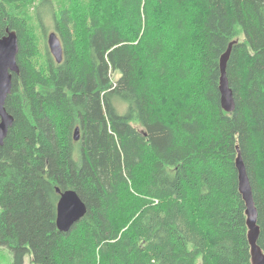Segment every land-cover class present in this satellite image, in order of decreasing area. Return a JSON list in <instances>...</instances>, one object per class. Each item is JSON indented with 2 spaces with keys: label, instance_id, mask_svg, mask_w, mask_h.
Masks as SVG:
<instances>
[{
  "label": "trees",
  "instance_id": "obj_1",
  "mask_svg": "<svg viewBox=\"0 0 264 264\" xmlns=\"http://www.w3.org/2000/svg\"><path fill=\"white\" fill-rule=\"evenodd\" d=\"M31 6L44 33L49 8L60 62ZM7 30L0 247L15 264H251L238 152L264 253V0H0ZM56 187L87 208L67 232Z\"/></svg>",
  "mask_w": 264,
  "mask_h": 264
},
{
  "label": "water",
  "instance_id": "obj_2",
  "mask_svg": "<svg viewBox=\"0 0 264 264\" xmlns=\"http://www.w3.org/2000/svg\"><path fill=\"white\" fill-rule=\"evenodd\" d=\"M46 42L51 55L57 62L62 60V44L59 36L55 31H51L46 36ZM232 43L230 42L219 60L220 67V102L222 107L230 112L233 110L235 103L232 90L228 85L226 75L227 61L229 59ZM19 50L18 37L14 30H7V33L0 37V146L12 126L13 117L5 108V101L12 87V73L18 70L16 56ZM79 127L73 130V139L79 140ZM235 167L238 173V190L245 204L247 238L250 245L251 264H264V253L257 244L260 233L257 224V209L253 200L251 184L241 158L238 152L235 158ZM59 195L56 204V226L58 230L67 232L71 226L82 218L86 213V205L79 197L77 192L72 189L61 190L55 188Z\"/></svg>",
  "mask_w": 264,
  "mask_h": 264
},
{
  "label": "rangeland",
  "instance_id": "obj_3",
  "mask_svg": "<svg viewBox=\"0 0 264 264\" xmlns=\"http://www.w3.org/2000/svg\"><path fill=\"white\" fill-rule=\"evenodd\" d=\"M55 1H57V0H55ZM48 10H49V8H47V7L43 8L44 15H45V17H47L44 20V23L47 27L45 29L46 32L44 33L43 29L39 25V21H37V23H36L34 13H33V6L28 8V16L31 20L30 24H31L33 31L36 34V36L39 40V44L41 46H42V42H40V39H43L45 36H47V34L49 32L53 31V20H52V16H50V13L48 12ZM0 264H15L12 252L7 247H0ZM24 264H30V255L25 256Z\"/></svg>",
  "mask_w": 264,
  "mask_h": 264
}]
</instances>
